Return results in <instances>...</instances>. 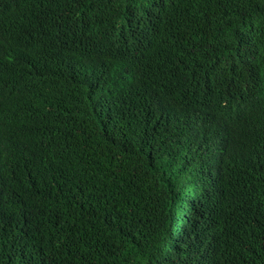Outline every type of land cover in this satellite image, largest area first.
<instances>
[{"label":"trees","instance_id":"trees-1","mask_svg":"<svg viewBox=\"0 0 264 264\" xmlns=\"http://www.w3.org/2000/svg\"><path fill=\"white\" fill-rule=\"evenodd\" d=\"M0 264H264V0H0Z\"/></svg>","mask_w":264,"mask_h":264}]
</instances>
